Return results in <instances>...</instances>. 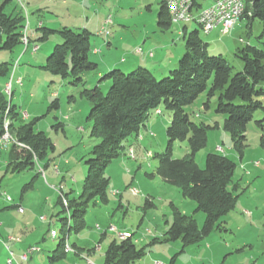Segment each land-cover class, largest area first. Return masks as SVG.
I'll use <instances>...</instances> for the list:
<instances>
[{
	"label": "rangeland",
	"instance_id": "1",
	"mask_svg": "<svg viewBox=\"0 0 264 264\" xmlns=\"http://www.w3.org/2000/svg\"><path fill=\"white\" fill-rule=\"evenodd\" d=\"M160 1L102 0L99 2L98 0L99 3H103L99 7L90 5L79 7L66 3L55 11H49L50 9L45 7L40 8L39 6L42 5L38 6L36 0H9L5 4L6 13L22 9L23 25L26 26L25 34L29 42L24 43L21 39V42L11 50H0V62L11 64L8 75L0 78V90L6 99L17 107L20 118L24 122L40 117L34 125L35 129L43 131L54 145L45 160L39 163L40 168L48 175V182L41 173L38 179L33 181L32 187L23 190L24 184L29 182L34 174L31 169L23 170L12 176L6 175L1 181V191L5 194L0 193V221L7 225L20 226L15 231L13 229L10 234L17 235L18 238L24 237L23 227L27 216L31 221L35 219L34 225L39 224L41 227L39 238L35 237L34 240L28 238L23 242L9 244L15 254L12 264H50L52 252L63 234L61 218L67 215L66 212L61 211L62 208L57 202L60 191L68 193V197L78 196L87 175L85 161L90 157L93 146L99 141L98 138L90 135L91 121L87 119V114L91 104L80 95V90L83 87L93 88L98 85L105 93L110 82L106 79L100 80V78L108 71L103 70L99 75L97 72L102 70L104 62L119 61L120 58L125 57L127 52L122 51L125 50L124 47L112 46L111 51L106 50L101 55L104 58L103 62L99 55L94 56L91 53V47L89 58L97 63L98 70L84 74L83 86H73L71 79H61L47 73L41 67L45 64L46 56L55 44L61 42V39L55 33L51 34L48 39L38 41L37 38L41 35L40 30L37 29L39 23L42 22L41 26L52 29H60L64 25L59 24H65V27L79 31L84 25L78 16L84 10L83 20L85 15L90 18L95 13L97 19L101 18L102 27L99 31L105 30L106 38L115 33V30L122 29L123 42L129 41L131 44L134 42L131 35H137L139 31L138 39L132 44L141 45L144 32H148L145 48L147 45H152L153 53L148 51L147 54L149 56L154 54L153 58L148 62L143 60V62L136 63L133 67H123L122 71L128 73L137 66H142L149 69L157 79H161L177 67L185 51V42L181 35L177 34L178 28L182 30L183 23L171 24L166 30H160L157 27ZM213 1L215 0H196V6L200 7L196 9L199 8L200 11L211 5ZM1 2L3 0H0ZM99 8H101L100 12ZM108 14L111 16V21L103 28ZM68 17L72 18V23H69ZM115 19L121 20L118 25L124 24L125 26L112 25ZM175 25H178V28H175ZM186 26L187 32L199 29V36L208 44V54H220L227 59L232 66V73L242 69L241 60L234 55L236 47L248 41L251 45L264 50V23L258 17H255L249 26L246 25V21L239 23L231 33L226 35L219 31V27L207 34L194 21L187 22ZM92 34L91 45L95 41ZM240 38L246 41L240 42ZM34 46L38 48L34 50ZM104 49H107V46H104ZM134 51L138 54L143 53L141 46H136ZM138 54L133 55L140 59ZM130 57L133 56L130 55ZM170 60H173L171 65H169ZM17 78L21 80L20 85L16 83ZM7 84L10 85L9 92L5 89ZM52 92H55L54 96L50 95ZM54 99L58 100V107L48 109ZM205 100L206 92H203L186 107L190 119L207 124H215L217 121L221 127L208 130L206 146L197 152L195 161L200 168H203L206 154L213 152L212 148L217 144L236 163L232 183L236 182L239 195L234 209L223 217L224 229L213 230L199 242L186 246L183 250L179 239L147 245L153 238L161 237L171 223V203L182 213L193 215L198 228L202 227L205 217L202 211L195 210L193 201L182 196L177 186L166 183L155 172L156 155L164 152L167 142L165 129L171 122V112L160 105V111L151 113L145 128L139 131L137 137H128L124 141V150L121 155L113 159L105 168L104 173L109 178L108 200L104 203L96 199L88 205L85 214L87 227L80 234L73 232L68 234L66 252L72 250L69 243L78 244V237H84L88 247L95 248L91 256L103 264L108 244L111 240L118 239L117 232L122 231L121 233L124 234H132L137 247L145 248V254L133 264H169L172 257V264H264V146L259 143V130L255 124L256 120L261 119L263 111L256 110L253 119L247 124L248 145L240 158L232 148L229 133L222 128V115L214 111L216 97L210 99L207 109L203 106ZM262 102L264 104V98ZM57 122L62 123L60 128L53 125ZM128 143H131L129 148ZM187 151L186 140L176 141L172 157L182 158ZM56 168L57 172H55ZM49 173L50 175L55 174L53 178L49 177ZM48 188L53 189L49 190L53 193L50 202L44 199L48 196V192L43 189L48 190ZM130 188H135L138 193L132 194ZM231 188L232 184L228 185V189ZM3 195L10 196L12 201H5ZM21 200L22 204L19 207L23 208L24 213H19L16 207L10 208V204L20 203ZM39 216L46 217L44 224H40L44 220H39ZM108 227L111 230H108ZM50 230L56 232L54 238L50 235ZM103 232L106 234L101 236ZM28 244L31 245L30 247H38L39 250L28 254L30 247L25 251L18 249L20 245ZM97 245H100L101 249L97 248ZM22 254H27L28 260H23ZM68 255H72L76 262L80 260V257L71 252L67 254V257ZM67 257L56 260L53 264H67ZM4 264H9L7 259L4 260Z\"/></svg>",
	"mask_w": 264,
	"mask_h": 264
},
{
	"label": "trees",
	"instance_id": "2",
	"mask_svg": "<svg viewBox=\"0 0 264 264\" xmlns=\"http://www.w3.org/2000/svg\"><path fill=\"white\" fill-rule=\"evenodd\" d=\"M8 1L0 3V50H11L21 42L24 35L22 9L6 13L4 6ZM245 1V13L240 19H244L247 26L255 17L264 23V0ZM196 5V0H193V9L198 11L200 7ZM195 6L199 8L196 9ZM171 24L174 23L168 7L161 0L156 25L160 30H166ZM37 29L41 32L38 41L48 39L55 33L61 39L41 66L47 73L61 79H71L73 86H83L84 74L97 72V63L89 58L90 31H76L65 26L52 29L41 25ZM198 31L196 28L184 33L183 56L177 67L161 79H157L149 69L142 66H137L128 73L113 68L100 78L110 82L105 93L98 85L80 90V95L91 104L87 114V119L91 121L90 135L99 141L85 161L87 175L78 196L68 197V193H62L58 197L61 211L67 215L61 218L63 234L52 252L50 264L65 258L68 234H79L87 227L85 214L88 205L96 199L107 202L109 178L104 173L105 168L121 155L124 141L128 137L139 135L151 113L160 111V105L171 112V122L165 129L167 142L164 152L156 155L155 172L166 183L177 186L182 196L193 201L195 210L202 211L205 217L202 227L198 228L193 215L182 213L171 203V223L161 237L153 238L147 245L179 239L183 250L186 246L199 242L213 230L224 229L223 217L234 209L239 195L236 182L232 183L236 163L227 155L216 151L206 154L203 168L198 166L196 154L206 146L208 130L218 128V124L191 120L186 107L203 92H206V100L203 102L206 109L209 108L210 99L216 97L214 111L222 115V128L229 133L232 148L240 158L248 145L247 124L253 119L256 110L261 109L263 115L255 124L259 130V143L264 146V50L247 41L236 47L234 55L241 60L242 69L232 73V66L227 59L220 54H208V44L202 40ZM28 42L29 39L27 44ZM10 66L9 62H0V78L8 75ZM57 107L58 100L54 99L48 109ZM39 118L24 122L17 107L0 91V139L5 133L6 119L7 133L12 138L9 148L5 149L7 172L19 173L33 169L36 164L40 166L39 163L53 149L51 139L43 131L35 129L34 125ZM53 125L60 128L62 123ZM184 140L188 144L187 154L182 158H173L174 143ZM35 176L24 184L23 190L32 187ZM230 184L232 188L228 189ZM69 247L75 249L70 243ZM144 254L145 248L137 247L132 234H128L124 239L110 241L104 253L103 264H133ZM172 262L173 257L169 264Z\"/></svg>",
	"mask_w": 264,
	"mask_h": 264
},
{
	"label": "crops",
	"instance_id": "3",
	"mask_svg": "<svg viewBox=\"0 0 264 264\" xmlns=\"http://www.w3.org/2000/svg\"><path fill=\"white\" fill-rule=\"evenodd\" d=\"M36 1H37L36 3H37L38 6L39 5H42V6H39L40 8H44L45 7L46 9H50L49 11H55L56 9L59 8V6L66 5V3H69V4L73 5V6H79V7H86V6H89V5L91 7H99V5H102L103 4V3H99L102 0H99V2H98V0H36ZM104 6H106V4ZM98 11L100 12L101 11V8H99ZM83 13H84V10H83ZM83 13L81 14L82 16L81 15L78 16V19L80 21H83V25H84L83 26V29H87L88 31H91V34L93 32L92 35L94 36L95 41L93 42V45H91V47H92L91 53L94 54V56L99 55L101 61H103L104 58H103V56H101L103 54V52L106 51V50L107 51H111L112 46H116V45L121 46V47H124L125 50H122V51H124V52L127 51L125 53V57L123 56L122 58H120L119 61H113V62H110V63L109 62L107 63V62H104L103 61L105 64H104L102 70H100L97 73L98 75L103 70L104 71H106V70L109 71L110 69L117 68V66H118V69L123 70L122 69L123 67H126V68L133 67V66H135L136 63L138 64L141 61L143 62V60H145V62H148L150 59L153 58L154 54H153V56H149L147 54L148 51H151L152 52V45L151 44L150 45H147L146 48H145L146 39L148 38V32H144L145 35L142 36L143 40L141 41V45L140 44H137V43L132 44V43H134L138 39V37L140 35V32L139 31L137 32V35H131L132 38H133V41H134L131 44H129V41L128 40H126L128 42H123L124 41V36H122L123 35V30L122 29L115 30V33H112L109 38H106L105 37L106 35L99 34L98 33V31L102 27V21H100L101 18L97 19L96 18V13H95V15L94 16L91 15L90 18L85 15V18L83 20ZM68 15L70 16L69 12H68ZM105 20H104V23H105ZM68 21H69V23H72L71 22L72 21V18H69ZM120 21L121 20H119V19H117V20L115 19V20H113L112 25H114V24H117L118 25ZM243 21H245V20L244 19H240L238 21V23L234 26V28H236V26L239 23H242ZM62 23H64V22H62ZM40 25H43L42 22L39 23V26ZM59 25H64L65 26V24H59ZM66 25H68V24H66ZM184 25H186V23H183L182 24V30H180L178 28V25H175V28H178L177 34H180L181 37H183L184 33L187 32V26L184 29ZM118 26L124 27L125 25L124 24H120ZM215 29L217 30V28H215ZM215 29H213L212 31H214ZM28 30H29V27H28L27 31ZM209 33H211V32H209ZM132 34H134V33L132 32ZM131 36H130V38H131ZM244 41H246V40L243 39V38H240V42H244ZM104 46H107V49H104ZM128 46H129V48L127 49ZM136 46H141L142 47V49H143V53L142 54H138V53H136L134 51V48ZM37 48H38L37 46H34L33 47L34 50H36ZM133 54H138L137 56H139L140 59H137V57L135 55H133ZM130 55L133 56V57L131 58ZM177 55H179V54H177ZM135 57H136V59H135ZM163 57H165V56H163ZM172 63H173V60L172 61L170 60L169 61V65H171ZM18 79H20V78H17V80ZM17 80H16V83L20 85L21 83H18ZM50 95L51 96H54L55 95V92H52ZM217 124H218V128L221 127L219 122H217ZM145 126L143 128H145ZM127 146H128V148L131 147V143H128ZM212 149H213L212 150L213 152L218 151V152H221V153L227 155L225 153V150L221 146H218L217 144L215 146H213ZM7 163H8L7 162V151L6 150H0V193H2V194L4 192L1 191V181L4 179V177H6V175L12 176L13 174H15V173L7 172V170H6ZM31 170L34 171V174L32 175V178L36 174V176L34 178V181H35V179L36 180L38 179V177L41 175V173H42V176L44 177V179L47 182L49 181L48 180V175L44 172V170H42L40 168V166H35ZM56 170H57V168L55 169V172H57ZM56 174H58V173H56ZM54 175L55 174L50 175V173H49V177L51 176L53 178ZM54 187L56 189V186H54ZM43 190H45V191L48 192V196H45L44 199L47 202H50L51 197H52L51 194H53V193L50 192L49 190H53V189L48 188V190H46V189H43ZM60 194H62L61 191H60ZM4 199H5V197H4ZM21 204H22V200L20 201V203L10 204V208L11 207L12 208L16 207L18 209V207ZM189 206L194 207L193 205H189ZM19 213H24V210L22 212H19ZM38 219L41 220L40 219V216L38 217ZM34 220L31 221L30 220V217H28V216L25 219V225L23 227V229H24V237L23 238L22 237L18 238L17 235L10 234L11 232H13V229L15 231L17 229V227H20V226H18V225L16 226L15 224L7 225L3 221H0V264H4V260L5 259L8 260V258L10 257V252H12V255H13V260H12V262L10 264H12L13 261L15 260V254H13L14 251H12V246H9L10 243H12V242H14V243L15 242H17V243L23 242L24 239H28V238H33V240H34L35 237L36 238H39L41 236V232H40L41 227L38 224L39 222L37 221V224L38 225H34L33 224L34 223ZM46 220L47 219L45 217L44 221L42 223H40V224H44L46 222ZM96 226H98V225L96 224ZM120 232H122V231H120ZM105 234H106V232H103V235H101V236H104ZM9 237H14V239H17V241L9 240ZM52 238H54V237H52ZM77 240L79 242L78 244L76 242L73 243V247L75 249H77V250H75V249L72 248V250H69V251L66 252V256L65 257H67V254L69 252H71L74 255H77L78 257H80V260H78V262H76L75 259L72 257V255H68L67 261L69 263H71V264H102L100 260H95L91 256L94 253L95 248L88 247V244L86 243V239L84 237H78ZM30 246H31L30 244H28V245H20L18 247V249L19 250H23L24 249V251H25V249H27ZM97 248L101 249L100 245L99 246L97 245ZM38 250H39V248H37V251ZM23 255L24 254H22V256ZM25 260H28V258H26ZM68 262H67V264H69Z\"/></svg>",
	"mask_w": 264,
	"mask_h": 264
},
{
	"label": "built area",
	"instance_id": "4",
	"mask_svg": "<svg viewBox=\"0 0 264 264\" xmlns=\"http://www.w3.org/2000/svg\"><path fill=\"white\" fill-rule=\"evenodd\" d=\"M171 1V14H172V22L173 23H184L185 22V14L192 12L193 9V0H167ZM241 10H245L244 6V0H215L214 5L212 6V9L208 11L205 15L201 17H196V20H208V27L205 29H202L203 32L209 33L216 27H219L220 32H229L233 30L234 26L238 23V21L241 18ZM212 11H219V19H212ZM110 15H106V22L105 25L110 19ZM26 26L24 28V35L22 36V40L24 43H27V37H26ZM103 34L106 33V31L101 30L98 31ZM100 34V33H99ZM18 83H21V80H17ZM5 89H10V85H5ZM4 89V90H5ZM158 114V112H157ZM10 145H0L1 150L8 149ZM257 163V162H256ZM130 192L132 194H137L138 191L135 188H130ZM5 194V193H3ZM5 200L10 202L12 199L8 195H4ZM18 211L22 212V208L18 207ZM41 220H44L45 217L40 216ZM98 227V226H97ZM108 230H111L110 227H108ZM128 236V234L125 235H118L120 239H124ZM9 240L17 241V239H14V237H9ZM38 247H30L28 250V254L31 253V251ZM27 254H24L22 256V259H26ZM13 260L12 252H10V257L8 258L7 262L10 264Z\"/></svg>",
	"mask_w": 264,
	"mask_h": 264
},
{
	"label": "bare ground",
	"instance_id": "5",
	"mask_svg": "<svg viewBox=\"0 0 264 264\" xmlns=\"http://www.w3.org/2000/svg\"><path fill=\"white\" fill-rule=\"evenodd\" d=\"M245 2L246 1L244 0V6L246 5ZM164 3L168 7L169 14H170L171 21H172V14H171V11H170V9H171V1L164 0ZM213 5H214V1H213V3L211 5L207 6L206 8H204V9H202L200 11L198 10V11L195 12V10L192 9V12H189V13L185 14V22L184 23L194 21L200 26L201 30L207 28L208 27V20H196V17H201V16L205 15L206 13H208V11L210 9H212ZM243 13H245L244 10H241V17L243 16ZM212 19H219V11H212ZM105 22H106V20H105ZM104 25H103V28H104ZM221 33L225 34V35L229 34V32H221ZM6 90L9 92V89H6ZM7 128H8V120L6 119L5 122H4L5 133L3 134V136L0 139V145H8L10 143V141L12 140L11 136L7 133ZM113 230H115L114 227H113ZM117 233H118V235H125L124 233H121V232H117ZM50 235L52 237H55L56 232L54 230H50ZM34 250H37V248L33 249L32 251H34Z\"/></svg>",
	"mask_w": 264,
	"mask_h": 264
}]
</instances>
